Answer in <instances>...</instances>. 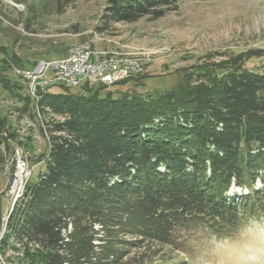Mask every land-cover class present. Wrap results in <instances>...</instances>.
<instances>
[{
	"label": "trees",
	"instance_id": "1",
	"mask_svg": "<svg viewBox=\"0 0 264 264\" xmlns=\"http://www.w3.org/2000/svg\"><path fill=\"white\" fill-rule=\"evenodd\" d=\"M48 2L31 0L27 29ZM179 3L107 0L96 31L161 18ZM254 56L264 49L212 52L150 93L122 91L140 73L78 90L54 83L33 105L25 84L2 70L21 64L0 42V84L20 100L17 110L40 116L48 139L45 169L26 179L8 218L3 248L11 240L24 251L16 264H189L179 256L188 231L225 238L264 220V70L246 68ZM4 127L0 116V144ZM5 160L0 149V168ZM233 185L248 192L230 197Z\"/></svg>",
	"mask_w": 264,
	"mask_h": 264
},
{
	"label": "rangeland",
	"instance_id": "2",
	"mask_svg": "<svg viewBox=\"0 0 264 264\" xmlns=\"http://www.w3.org/2000/svg\"><path fill=\"white\" fill-rule=\"evenodd\" d=\"M48 1V10L36 13L27 29L24 22L31 0H0V42L21 64L5 70L3 63L2 70L12 80L25 84L33 105H38L40 93L50 85L46 86L41 80L35 96L19 71H33L41 61L61 57L57 50L67 53L78 43L89 42L106 52L122 51L139 59L143 66L139 81L130 82L121 89L142 93L170 88L180 79L181 71L203 63L205 56L212 52L229 48L264 49V0H180L177 9L161 18L112 22L104 33H98L96 27L104 24L107 0ZM59 3L61 8L58 9ZM222 59L223 56H216L213 60ZM246 68L262 72L264 56L247 60ZM52 74L49 72L48 77ZM58 89V86L53 87L54 91ZM20 103L0 84V116L6 121V129L1 131L4 140L0 144L6 158L0 168V264H16L23 257L22 247L11 240L3 248V238L14 196L22 191L31 174L37 177L45 169L40 155L48 148V139L39 129L40 116L35 120L17 110ZM47 117L49 120L64 118L51 113ZM18 152L26 159L28 167L21 178L17 170ZM15 166L18 178L14 183ZM256 184L261 185L259 181ZM246 192V188L233 185L228 195L235 197L237 194L238 198ZM186 238L179 256L189 264H264L262 219L253 220L233 236L218 238L201 227L188 231Z\"/></svg>",
	"mask_w": 264,
	"mask_h": 264
},
{
	"label": "built area",
	"instance_id": "3",
	"mask_svg": "<svg viewBox=\"0 0 264 264\" xmlns=\"http://www.w3.org/2000/svg\"><path fill=\"white\" fill-rule=\"evenodd\" d=\"M142 70L143 66L139 59L122 51L106 52L89 42H83L73 45L64 56L43 60L35 70L24 69L19 73L28 81L32 94L37 96L41 80L46 86L61 83L75 87L85 82L112 85ZM49 72H53L50 77H48ZM25 160L18 152L16 160L18 171L22 169L25 173L28 168ZM17 178L16 175L14 183ZM21 193L22 191L16 193L15 200Z\"/></svg>",
	"mask_w": 264,
	"mask_h": 264
},
{
	"label": "bare ground",
	"instance_id": "4",
	"mask_svg": "<svg viewBox=\"0 0 264 264\" xmlns=\"http://www.w3.org/2000/svg\"><path fill=\"white\" fill-rule=\"evenodd\" d=\"M22 174H23V170L20 169V170H19V174H18V176L21 178V177H23Z\"/></svg>",
	"mask_w": 264,
	"mask_h": 264
}]
</instances>
